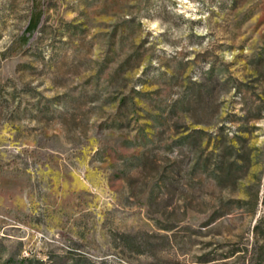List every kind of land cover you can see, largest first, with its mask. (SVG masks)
I'll use <instances>...</instances> for the list:
<instances>
[{"label":"rangeland","instance_id":"rangeland-1","mask_svg":"<svg viewBox=\"0 0 264 264\" xmlns=\"http://www.w3.org/2000/svg\"><path fill=\"white\" fill-rule=\"evenodd\" d=\"M0 264H264V0H0Z\"/></svg>","mask_w":264,"mask_h":264},{"label":"trees","instance_id":"trees-1","mask_svg":"<svg viewBox=\"0 0 264 264\" xmlns=\"http://www.w3.org/2000/svg\"><path fill=\"white\" fill-rule=\"evenodd\" d=\"M250 253H252V254H250V256H251V260H253V259H257V257H260V255H262L261 254V251H257V250H255V249H253ZM256 253H257V255H259V256H256ZM254 255V256H253ZM263 256V255H262Z\"/></svg>","mask_w":264,"mask_h":264}]
</instances>
